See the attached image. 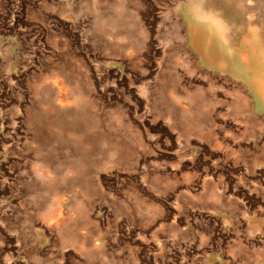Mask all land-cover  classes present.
<instances>
[{"label": "rangeland", "instance_id": "obj_1", "mask_svg": "<svg viewBox=\"0 0 264 264\" xmlns=\"http://www.w3.org/2000/svg\"><path fill=\"white\" fill-rule=\"evenodd\" d=\"M179 1L126 0L142 58L113 49L112 0H0V264H264L252 136L159 106ZM50 102L85 121L45 129Z\"/></svg>", "mask_w": 264, "mask_h": 264}, {"label": "bare ground", "instance_id": "obj_2", "mask_svg": "<svg viewBox=\"0 0 264 264\" xmlns=\"http://www.w3.org/2000/svg\"><path fill=\"white\" fill-rule=\"evenodd\" d=\"M176 11L172 29L160 40L163 46L186 45L194 54L184 65L186 72L192 73L194 64L216 76L208 86L232 93L228 106L236 107L249 125L264 128V0H180ZM119 21L112 17L111 28L118 29ZM182 89L202 86L189 82Z\"/></svg>", "mask_w": 264, "mask_h": 264}, {"label": "crops", "instance_id": "obj_3", "mask_svg": "<svg viewBox=\"0 0 264 264\" xmlns=\"http://www.w3.org/2000/svg\"><path fill=\"white\" fill-rule=\"evenodd\" d=\"M115 16H118L121 21H119L120 27H117L118 29L111 28L110 36L113 49L119 55L123 50H127L134 52L136 57L143 55L142 58H144V48L148 47L152 38L151 28L149 30L146 20L140 22L134 21L131 18L126 0H112L110 22L111 18ZM187 50L186 45L183 46L181 42L177 41H173L165 46L162 44L161 58L158 61V77L161 81L159 88L161 96L160 108H172L181 126L188 120L191 121L199 116H202L201 118L213 126L216 123L213 114L218 108L226 109L227 114L235 119L243 131L252 136L253 146L255 147L252 155L255 159L264 161V128H260L259 125L254 124L249 125V122L244 120L241 113L237 112L236 107L228 106V100L234 97L232 93L229 94L227 90H222L218 87H214L213 89L208 86L212 79L217 78L216 76L211 75L209 71L202 67L194 66V64H190L194 67L192 73L186 72L185 63L194 59V54L192 55ZM197 74L204 76L206 85H198L202 86V89L192 92L182 89L183 84L193 83L192 80ZM220 80L217 81L221 82ZM55 82L57 81L55 80ZM236 97H240L237 92L235 93ZM169 98L171 99V103L168 101ZM56 99L60 104L67 102V97L63 92H58ZM197 99H199V104ZM41 114L44 115L42 126L45 129L52 122L70 125L79 124L84 122L87 116L84 105L79 106L75 113L67 115V113H64L51 102L47 108L39 110L34 115V122H36V115ZM55 135L58 136L59 134L55 133Z\"/></svg>", "mask_w": 264, "mask_h": 264}]
</instances>
